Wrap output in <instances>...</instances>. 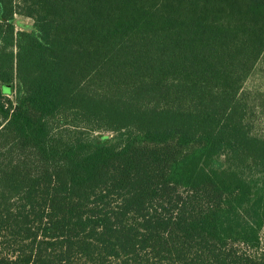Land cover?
Returning <instances> with one entry per match:
<instances>
[{
  "label": "trees",
  "instance_id": "1",
  "mask_svg": "<svg viewBox=\"0 0 264 264\" xmlns=\"http://www.w3.org/2000/svg\"><path fill=\"white\" fill-rule=\"evenodd\" d=\"M263 55L264 0H0V264H264Z\"/></svg>",
  "mask_w": 264,
  "mask_h": 264
},
{
  "label": "rangeland",
  "instance_id": "2",
  "mask_svg": "<svg viewBox=\"0 0 264 264\" xmlns=\"http://www.w3.org/2000/svg\"><path fill=\"white\" fill-rule=\"evenodd\" d=\"M17 29H27L32 24V20L24 16H16L14 19ZM244 90L248 93V99L254 103L258 117L253 121L252 130L256 134L264 135V112H261V106L264 105V55L256 64V68L244 83ZM3 92L9 93L10 85L4 84L2 86ZM12 96V93H9ZM255 109V110H256Z\"/></svg>",
  "mask_w": 264,
  "mask_h": 264
}]
</instances>
